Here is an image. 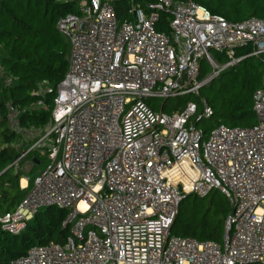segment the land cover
I'll list each match as a JSON object with an SVG mask.
<instances>
[{
    "label": "built area",
    "instance_id": "2783aa9c",
    "mask_svg": "<svg viewBox=\"0 0 264 264\" xmlns=\"http://www.w3.org/2000/svg\"><path fill=\"white\" fill-rule=\"evenodd\" d=\"M58 1L77 7L57 22L69 67L49 123L22 154L41 148L49 162L31 185L21 178L28 191L0 223L19 234L55 206L68 210L69 231L9 264H264V87L253 95L255 124L219 123L208 138L196 102L170 113L148 102L200 95L246 57L238 49L264 54V18L229 21L193 0H128L120 20V0ZM164 14L170 33L156 28ZM212 116L205 100L197 120ZM213 190L230 208L221 241L173 234L184 197Z\"/></svg>",
    "mask_w": 264,
    "mask_h": 264
},
{
    "label": "trees",
    "instance_id": "16d2710c",
    "mask_svg": "<svg viewBox=\"0 0 264 264\" xmlns=\"http://www.w3.org/2000/svg\"><path fill=\"white\" fill-rule=\"evenodd\" d=\"M193 1L233 22L249 17L264 18V0ZM130 6L128 0L116 2L117 18H127ZM70 12H77L76 3L0 0V217L13 211L24 198L28 188H21L19 181L27 177L31 185L39 155H46L41 148L27 152L22 157L32 163V168L22 170L19 165L23 160L17 161V158L37 138L19 150L16 142L20 132L12 121L16 120L25 130H40L49 123L56 88L68 70L70 55V43L60 33L57 22ZM169 19L170 15H162L156 28L170 33ZM250 54L248 48L238 49L237 55L246 57L203 86L200 96L206 97L213 116L197 120L203 108L198 109L194 117L198 126L204 119L212 127L219 123L250 126L257 122L253 95L264 87V54ZM208 70L205 66L201 76ZM229 211L228 201L219 190L205 197L187 194L179 205L172 233L221 241ZM67 214L68 210L63 208L43 207L19 234L3 230L0 224V264H9L13 258L25 254L31 245L63 242L69 231L64 225Z\"/></svg>",
    "mask_w": 264,
    "mask_h": 264
},
{
    "label": "rangeland",
    "instance_id": "374dc122",
    "mask_svg": "<svg viewBox=\"0 0 264 264\" xmlns=\"http://www.w3.org/2000/svg\"><path fill=\"white\" fill-rule=\"evenodd\" d=\"M203 65L204 67L207 66L208 64L206 62H203ZM210 68V67H208ZM0 71L2 72V68L0 67ZM217 78V77H215ZM215 78L213 80H215ZM212 82V81H211ZM194 101L196 102V104L198 105V108L201 109V108H204V101L206 100V97L204 96H200V95H186V96H182V97H174V98H169V99H165V98H154V99H151V100H148V102L150 104L154 103L160 107H162L163 111L165 112H173V111H176V109L180 108L181 106H184L185 103L187 101ZM210 122L209 120H205L199 125L200 127L202 128H205L206 129V133H205V137L208 138V135L212 129V126H209V123ZM12 124H13V127L20 132V136L19 138L17 139V148L19 150H22L25 147V145L27 143H32V139L35 137L36 133L39 131V130H36V129H22L19 125V123L13 119L12 121ZM23 154V153H22ZM22 154L21 156L19 155L18 158H17V161H21L23 160V163L19 165V167L24 170V171H29L31 168H32V163H30L29 161L25 160L24 157H22ZM40 156V162L37 163L36 165V169L37 171L39 169H43L46 167L47 163L49 162L48 160V157L46 155H39ZM19 184L21 186V180L19 181ZM181 203V202H180ZM1 224V223H0ZM1 227H2V224H1ZM3 228V227H2ZM5 230V229H3ZM7 231V230H5Z\"/></svg>",
    "mask_w": 264,
    "mask_h": 264
},
{
    "label": "bare ground",
    "instance_id": "6f19581e",
    "mask_svg": "<svg viewBox=\"0 0 264 264\" xmlns=\"http://www.w3.org/2000/svg\"><path fill=\"white\" fill-rule=\"evenodd\" d=\"M22 182H23V184H26L27 181H26V179H24V180H22Z\"/></svg>",
    "mask_w": 264,
    "mask_h": 264
},
{
    "label": "crops",
    "instance_id": "0c3cea01",
    "mask_svg": "<svg viewBox=\"0 0 264 264\" xmlns=\"http://www.w3.org/2000/svg\"><path fill=\"white\" fill-rule=\"evenodd\" d=\"M24 179H27V177H23V178H22V180H24ZM22 184H23V182H22ZM23 185H25V184H23Z\"/></svg>",
    "mask_w": 264,
    "mask_h": 264
},
{
    "label": "water",
    "instance_id": "95a60500",
    "mask_svg": "<svg viewBox=\"0 0 264 264\" xmlns=\"http://www.w3.org/2000/svg\"><path fill=\"white\" fill-rule=\"evenodd\" d=\"M37 163H39V161Z\"/></svg>",
    "mask_w": 264,
    "mask_h": 264
}]
</instances>
